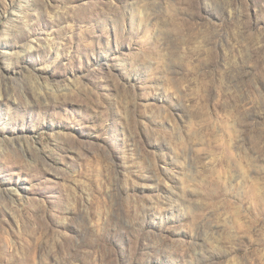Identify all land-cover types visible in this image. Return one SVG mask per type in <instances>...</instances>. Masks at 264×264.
Segmentation results:
<instances>
[{
	"label": "rangeland",
	"instance_id": "rangeland-1",
	"mask_svg": "<svg viewBox=\"0 0 264 264\" xmlns=\"http://www.w3.org/2000/svg\"><path fill=\"white\" fill-rule=\"evenodd\" d=\"M0 264H264V0H0Z\"/></svg>",
	"mask_w": 264,
	"mask_h": 264
}]
</instances>
